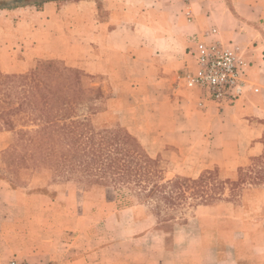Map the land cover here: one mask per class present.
Listing matches in <instances>:
<instances>
[{"label":"crops","instance_id":"0c3cea01","mask_svg":"<svg viewBox=\"0 0 264 264\" xmlns=\"http://www.w3.org/2000/svg\"><path fill=\"white\" fill-rule=\"evenodd\" d=\"M211 29L248 62L250 89L232 105L207 101L204 91L182 80L195 69V40ZM41 59L100 79L116 119L146 156L170 160L167 178L195 179L214 167L229 177L251 170L264 177V0H76L1 9L0 73H29ZM11 136L0 131V152ZM248 186L244 199L260 206L257 215L246 210L240 218L254 226L243 234L260 232L252 258L214 264H264V179ZM78 203L68 210L45 194L20 193L0 177V264H188L171 259L177 235L159 228L153 216L118 209L107 216L110 232L92 230L85 201ZM227 208L235 211L230 203ZM207 209L217 207H201L198 216ZM183 238L180 255L189 236ZM203 249L200 242L195 253Z\"/></svg>","mask_w":264,"mask_h":264},{"label":"rangeland","instance_id":"374dc122","mask_svg":"<svg viewBox=\"0 0 264 264\" xmlns=\"http://www.w3.org/2000/svg\"><path fill=\"white\" fill-rule=\"evenodd\" d=\"M25 5L34 2L0 0V10ZM99 83L78 67L50 59L38 60L26 74L0 73V131L12 132L10 145L0 152V177L20 193L45 194L68 210L85 201L92 230L110 232L114 223L107 216L118 209L135 210L136 218L153 216L159 228L177 235L171 243L175 262L193 264L201 258L203 264L225 259L247 263L260 232L243 234L244 228L254 226L240 218L246 210L257 215L260 206L244 199V191L264 177L252 170L229 177L227 171L214 167L195 179L167 178L170 160L146 156L116 119L110 94ZM229 203L234 214L227 208ZM211 206L216 211L201 210L198 216V209ZM180 232L185 233L178 237ZM185 235L189 236L186 253L180 255ZM200 242L204 249L196 254Z\"/></svg>","mask_w":264,"mask_h":264},{"label":"built area","instance_id":"2783aa9c","mask_svg":"<svg viewBox=\"0 0 264 264\" xmlns=\"http://www.w3.org/2000/svg\"><path fill=\"white\" fill-rule=\"evenodd\" d=\"M216 34L211 29L195 40L192 52L195 69L185 73L182 80L188 89L204 91L205 100L232 105L250 89L248 62L237 45L214 38ZM198 106L202 107L203 102ZM8 264L27 263L11 259Z\"/></svg>","mask_w":264,"mask_h":264},{"label":"trees","instance_id":"16d2710c","mask_svg":"<svg viewBox=\"0 0 264 264\" xmlns=\"http://www.w3.org/2000/svg\"><path fill=\"white\" fill-rule=\"evenodd\" d=\"M49 1H59V0H33V2H34V5H42L43 3H45V2H49ZM33 5V6H34ZM25 6H32V5H25ZM39 6V7H40ZM18 7H21V6H18ZM36 7V6H35ZM1 9H5V8H1ZM8 9V8H7ZM11 9V8H10ZM37 90V89H36ZM36 93H37V91H36ZM30 100V99H29ZM25 105H28V104H26L25 103ZM33 106H35V105H33ZM40 119L42 118L43 119V121L44 122H46L47 124H49V121L47 120V118L46 117H44V115H40V117H39ZM116 136V135H115ZM118 137H120L119 135H118ZM117 136H116V138H118ZM125 143V142H124ZM126 149V148H125ZM131 150L132 151H134L132 148H131ZM146 166V165H145ZM148 167L150 168V165L148 164ZM111 169V170H110ZM144 169V168H143ZM109 171H111L112 172V170H113V167H111V168H109L108 169ZM171 182V181H170ZM176 185V184H175ZM167 199H165L164 201H166Z\"/></svg>","mask_w":264,"mask_h":264}]
</instances>
